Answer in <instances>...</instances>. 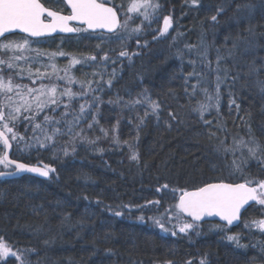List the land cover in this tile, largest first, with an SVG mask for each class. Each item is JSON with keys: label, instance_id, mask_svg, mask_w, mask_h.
<instances>
[{"label": "trees", "instance_id": "16d2710c", "mask_svg": "<svg viewBox=\"0 0 264 264\" xmlns=\"http://www.w3.org/2000/svg\"><path fill=\"white\" fill-rule=\"evenodd\" d=\"M159 2L162 8L158 22L139 37L141 46L133 39L127 42V50L138 53L131 61L124 58L115 64L111 60L106 64L100 62L105 51L120 50L119 40L109 42L108 34L100 35L101 32L54 35L36 43L42 49L63 51L78 58L97 55V62L76 65L71 71L77 80L94 81L100 77L91 73L102 72L103 90L73 101L72 107L78 112L81 103H91L92 96L100 97L95 102L99 107H93L80 123L87 139H77L75 152L67 136L58 137L56 145L57 149L67 147V156L52 148L39 152L12 149L13 159L28 164L41 161L56 170L48 179L29 174L0 179V236L14 249H35L28 254L32 264H163L165 260L183 264L190 257L198 261L205 255L207 264H264V233L243 229L244 219L260 218L261 213L254 207H249L240 224L227 233L214 230L213 225L218 222H203L197 229L199 235L192 232L190 236L173 237L161 232L149 219L159 217L176 202L179 193L174 194L173 188L191 189L205 181L215 182L221 176L227 179L232 160L236 158L239 162L241 158L240 152L235 157L217 152L216 146L224 134L218 133L217 138L210 140L209 128L198 113L191 111L205 97L197 90L190 99L185 92V78L193 71L190 60L196 61L197 72L206 74L201 87L214 91L216 73L205 64L211 61V68H216L217 49L225 57L220 68L228 70L229 78L220 88L219 112L214 107L210 114H205V119L213 121L211 130H216L214 125L219 120L227 128L228 144L232 136L247 140L250 129L256 141L264 145V92L257 84L258 80H264V3L262 0H201L200 7H193L185 0ZM109 3L119 5L115 0ZM237 4L251 8H242L237 14ZM218 6H223L225 12L213 25L210 17ZM165 15L172 16L173 26L164 37L153 40ZM250 27L253 32L246 31ZM202 36L208 47V60L203 63L195 52L189 53L185 48L186 44L199 46ZM22 38L8 36V39ZM244 38L254 46L248 47ZM145 41L147 45L143 46ZM233 41L238 45L235 49ZM98 44L101 49H97ZM178 51L184 53L182 59ZM116 52L110 56L115 58ZM60 59L63 69L66 60ZM252 66L255 71H250ZM114 68L116 79L109 87L104 81ZM220 74L223 76V71ZM196 80L195 76L188 77L189 93ZM57 83L63 85V81ZM71 87L73 91L79 90L78 84ZM92 87L97 86L93 83ZM144 90L160 103L159 120L147 104L125 106V102L139 98ZM118 97L122 98L119 104L109 103ZM233 99L240 105L239 111L235 105L230 106ZM63 111L61 107L54 115L59 116ZM169 111L176 113L177 119L173 120ZM71 118L69 115L68 119ZM90 122L94 124L91 129ZM19 131L23 133V125ZM133 153L138 160L130 159ZM243 158L247 161L243 165L246 174L264 177V161L249 158L246 149ZM232 180L240 182L236 177ZM163 184L169 187L157 192ZM157 200L159 205L148 203ZM116 211L122 214L116 216ZM232 234H240V244L245 247H237L224 237ZM9 264H15L14 258Z\"/></svg>", "mask_w": 264, "mask_h": 264}, {"label": "snow or ice", "instance_id": "6c2138e0", "mask_svg": "<svg viewBox=\"0 0 264 264\" xmlns=\"http://www.w3.org/2000/svg\"><path fill=\"white\" fill-rule=\"evenodd\" d=\"M62 3L60 10L47 7L44 0H0V165L4 169L14 166L13 171H0V177L15 176L20 173H34L40 177L48 178L50 173H54L55 168L47 163L38 161L37 164H28L10 158V150L15 147L17 151L24 152L35 149L48 150L52 148L55 151H63L64 155L69 154L67 147L56 148L57 138L67 136L72 144V151L75 152V142L77 139L84 141L87 137L84 135V129L79 127L81 121L88 115L93 107L98 108L99 104L95 103L100 100L98 96H92V102H85L79 105L78 112L72 107L73 101L81 97H87L97 90L102 91L100 81L103 80V73L95 71L91 73L93 77H100L99 80H77L72 74L71 69L76 65L88 62H97V55H88L81 58L72 56L69 64L60 69L55 63V58L65 56L63 51L45 52L39 48H31L32 43H39L41 37L50 36L53 33H81L102 30L100 35L108 34L107 39L111 42L113 39L119 40L120 50L109 49L100 57V62L107 63L111 60L115 64L118 60L124 58L129 61L138 53H130L127 50V42L136 39L138 46L140 45L139 36L143 31V26L147 22V26L151 27L152 23L158 22L159 13L162 8L159 0H130L126 10L123 5L112 4L109 6V0H59ZM193 7H200L201 0H185ZM264 3V0H262ZM251 8L250 5L237 4V14L242 8ZM67 11L68 14H64ZM225 12L223 6L215 9V14L210 17L213 25L218 23V16ZM123 16V19H121ZM141 18L140 24L131 27L132 22L137 18ZM75 22V24L73 23ZM173 26V18L171 15L163 16L162 26L156 29V35L153 40L164 37L169 33V29ZM248 32L254 30L250 27L246 29ZM23 33L25 36L17 40H9L7 34ZM36 38V39H30ZM175 40V37L173 38ZM244 42L248 47H253L251 41L244 38ZM147 45V41L143 46ZM236 41H233V49L237 48ZM203 48L200 51L199 48ZM185 48L189 53L195 52L200 57L201 62L208 60V47L204 44L203 36L200 45L186 44ZM97 49H101V45H97ZM25 52H34V57L25 56ZM111 52H116L115 58L110 56ZM220 49H217L216 68H211V61L205 64L209 71L215 72V89L210 91L208 87H201L202 82L206 78V74L195 70L196 61L190 60L193 65V71L188 77H197L196 83L191 85L192 91L188 92V77L185 78V92L191 99L199 90L205 100L198 101L195 107L191 108L192 112L198 113L200 120L209 128L208 138L211 140L217 138L218 133L224 134V139H220L216 146L217 152H223L225 156L232 154L235 157L237 152L241 153L240 161L236 158L232 160V164L228 171V178L223 176L217 178L215 182H202L195 185L189 190L188 188H173V193H179L175 197L176 202L165 208L159 217H150L156 227L161 232L170 233L173 237L183 234L190 236V233L197 231L201 227L205 217H218L222 223L213 225V228L227 233L231 227L238 226L242 220L244 213L249 207H254L261 213L260 218L244 219V227L251 230L253 227L264 233V177L259 175L252 176L245 173L243 165L247 161L243 158L244 150H247L249 158L260 159L264 161V145H261L251 135L249 129L248 139L244 137L232 136L231 144L227 143V128L219 120L214 125L215 131H212L213 121L205 119V114H210L215 107L219 112L220 88L221 85L229 78L227 69H221L220 64L225 57L221 56ZM232 53L229 52V55ZM177 55L182 59L184 53L178 51ZM47 57L49 63L41 64L40 67L33 69V65L39 61L40 57ZM23 62V64H21ZM41 67L44 71H41ZM50 69V71H49ZM255 66L250 71H255ZM223 71V76L220 74ZM63 72V75H61ZM88 74L85 73V76ZM116 70L113 69L109 78L104 81L109 87L112 86L113 80L116 79ZM238 77H232L236 80ZM27 79L30 83H23ZM20 81V82H18ZM47 81V83H45ZM63 81V85L57 83ZM93 83L96 88H93ZM78 84L79 90L73 91L71 85ZM257 84L261 92H264V80H258ZM66 98V100L64 99ZM122 100L118 97L116 101L110 100L109 103L119 104ZM147 104L151 108V114L155 115L159 120V110L161 105L158 101L152 100L147 94V90L139 94V98L125 102L128 105ZM235 105L239 111L240 105L235 100H230V106ZM61 107L64 111L59 116L54 115ZM71 115V119H68ZM149 112L146 110L144 116L147 117ZM168 115L173 119H177V114L169 111ZM42 117V119H41ZM243 120V117H240ZM92 121H96L95 114L92 115ZM144 122V118H140V123ZM23 125L24 131L21 133L19 127ZM94 127L93 123L88 124V128ZM139 127V125H137ZM79 128L77 131L76 129ZM107 136V132L101 129ZM66 142V143H68ZM94 143V141H88ZM114 142L119 143L114 138ZM102 151V149H101ZM131 160H138L136 153L130 156ZM264 171V168H262ZM236 177L240 182L232 180ZM168 184H163L156 190L160 192L167 189ZM87 199V197H85ZM149 204L159 205L160 201H149ZM125 207H128L125 205ZM122 213L116 211L115 215L120 216ZM190 218V220L188 219ZM143 220V217H140ZM228 241L235 242L237 247H245L240 244L239 234L227 235ZM45 244L48 241H44ZM35 249L13 248L3 236H0V264H9L11 258H14L15 264H32L28 254L34 252ZM163 264H175L173 260H165ZM183 264H207L206 255L200 257L197 261L195 258H188Z\"/></svg>", "mask_w": 264, "mask_h": 264}, {"label": "rangeland", "instance_id": "374dc122", "mask_svg": "<svg viewBox=\"0 0 264 264\" xmlns=\"http://www.w3.org/2000/svg\"><path fill=\"white\" fill-rule=\"evenodd\" d=\"M129 2L130 1H127V0H125V1H123V2H121V1H119V5H123V10H126L127 9V7H128V4H129ZM125 3V4H124ZM122 19H123V17H122ZM136 23H134V21L132 22V24L130 25L131 27H135L137 24H140V22H141V18H139V17H137L136 18ZM163 21V20H162ZM162 23V22H161ZM153 24V23H152ZM152 24H151V27H148L147 26V22H145V25L143 26V31L141 32V34H140V36L139 37H141V36H143V35H146L148 32H150L152 29H153V26H152ZM9 40H17V41H19V40H21V39H9ZM133 40L135 41V43H136V39L135 38H133ZM40 42V41H39ZM137 44V43H136ZM30 47L31 48H39V49H41L42 51H45V52H48V53H51V52H54V51H52V50H50V49H42L41 47H39L36 43H32L31 45H30ZM24 55L25 56H29V57H34L35 56V53L34 52H25L24 53ZM72 56H75V55H72L71 53H66V55L65 56H57L56 58H55V63H56V65H57V67L59 66V67H61V69H62V67L64 66V64L63 63H61L60 62V58H65V60H66V66L69 64V61H70V58L72 57ZM75 57H77V56H75ZM0 58H3V53H1L0 54ZM78 58V57H77ZM49 63V60L47 59V57L45 56V57H40L39 58V61L37 62V63H35V66L36 67H40L41 66V64H44V65H47ZM21 64H23V62H21ZM65 66V67H66ZM41 71H44V68H42L41 67ZM49 71H50V69H49ZM71 74L73 75V73H72V71H71ZM23 83H30V81L29 82H27V81H22ZM4 169L3 168V166L2 165H0V169ZM243 229H245V230H248V231H253V233H255V232H258V233H262V232H260V230L259 229H257V228H255V227H253L251 230H249V229H247V228H245L244 227V224H243Z\"/></svg>", "mask_w": 264, "mask_h": 264}, {"label": "water", "instance_id": "95a60500", "mask_svg": "<svg viewBox=\"0 0 264 264\" xmlns=\"http://www.w3.org/2000/svg\"><path fill=\"white\" fill-rule=\"evenodd\" d=\"M109 6H111V5L109 4ZM73 23L75 24V22H73ZM96 32H102V30H99L98 29V30H96ZM15 33H19V32H15ZM11 34H14V33H11ZM19 34H23V33H19ZM70 34H75V33H60V32H56V33L51 34L50 36H54V35H70ZM7 35H10V34H7ZM23 35H25V34H23ZM50 36H45V37H50ZM45 37H41V38H45ZM33 39H36V38H33ZM11 155H12V149L10 150V158L13 159L11 157ZM17 161H19V160H17ZM20 162H22V161H20ZM13 168H14V166H13ZM13 170H11V171H13ZM24 174L33 175V176H36V177H39V178H42V179H48L49 178V177L48 178L40 177V176H38L37 174H34V173H20V174L15 175V176L0 177V179L1 178H15V177H18V176H21V175H24ZM189 190H191V189H189ZM188 219L190 220V218H188ZM203 222H218V223H222L221 221H219V218L218 217H205L204 220H203ZM233 227H236V226H233ZM233 227H231V228H233Z\"/></svg>", "mask_w": 264, "mask_h": 264}, {"label": "flooded vegetation", "instance_id": "af4514ba", "mask_svg": "<svg viewBox=\"0 0 264 264\" xmlns=\"http://www.w3.org/2000/svg\"><path fill=\"white\" fill-rule=\"evenodd\" d=\"M111 1V0H110ZM116 1H121V2H123V1H125V0H116ZM44 3H45V5L47 6V7H50V8H53V9H55V10H60L61 9V7L63 6L62 5V3H60L59 2V0H44ZM110 4V3H109ZM64 14H68V12L67 11H65L64 12ZM10 35H20V36H25V35H23V34H19V33H14V34H10ZM10 35H8V36H10ZM46 38V37H45ZM30 39H33V38H30ZM39 39H43V38H39ZM1 54V53H0ZM14 168L12 167V168H9V169H0V171H11V170H13Z\"/></svg>", "mask_w": 264, "mask_h": 264}, {"label": "bare ground", "instance_id": "6f19581e", "mask_svg": "<svg viewBox=\"0 0 264 264\" xmlns=\"http://www.w3.org/2000/svg\"><path fill=\"white\" fill-rule=\"evenodd\" d=\"M115 2H116V0H115ZM125 4V3H124ZM52 37V36H51ZM46 39V38H45ZM14 149V148H13ZM235 229V228H234ZM215 230V229H214ZM241 231H243V230H241ZM243 234V233H242ZM240 235V234H239ZM224 237H226L225 235H224ZM250 241V240H249Z\"/></svg>", "mask_w": 264, "mask_h": 264}]
</instances>
